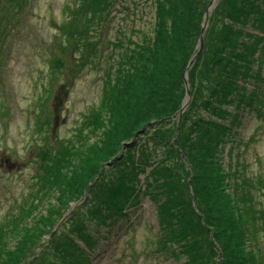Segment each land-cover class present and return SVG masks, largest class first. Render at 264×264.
I'll use <instances>...</instances> for the list:
<instances>
[{
    "label": "rangeland",
    "instance_id": "rangeland-1",
    "mask_svg": "<svg viewBox=\"0 0 264 264\" xmlns=\"http://www.w3.org/2000/svg\"><path fill=\"white\" fill-rule=\"evenodd\" d=\"M219 1H215L210 17ZM112 2L105 10L97 9L92 0H0V231L11 227V220L24 216L29 211L26 208L39 199L40 214L49 206H63L58 191L51 188L53 178L58 173L73 172L72 166L80 163L86 150L108 131L100 125L102 114L110 108L104 84L116 75L117 57L151 37L155 24L154 0ZM252 16L247 25H238L244 34L234 54L240 59L251 58L253 76L247 87L259 97L258 111L246 108L241 112L221 162L229 170L234 168L236 175L231 179L237 193L228 191L238 198L237 215L232 209V219L258 264H264V28L257 25L264 17V3ZM214 24L222 27L223 21L217 19ZM202 48L199 40L198 51ZM139 133L123 143L131 146ZM178 137L176 128L173 140ZM150 147L158 155L155 161L180 168L178 188H183L189 198L194 190L190 160L180 162L165 142ZM123 152L122 147L107 163ZM152 169L148 166L139 176L137 202L136 196L126 209L119 210L117 203L124 197L110 199L101 215L110 218L103 223L101 218L89 222L87 231L80 238L74 237V243L64 250L68 254L66 264L183 263L166 256L156 244L157 206L143 195L147 173ZM75 199L71 196L69 202L73 205ZM88 210L84 208L82 215ZM60 229L64 233L69 230L62 225ZM204 235L213 243L221 263L219 246L207 233ZM51 240L49 236L47 246ZM60 263L55 257L47 261Z\"/></svg>",
    "mask_w": 264,
    "mask_h": 264
},
{
    "label": "trees",
    "instance_id": "trees-1",
    "mask_svg": "<svg viewBox=\"0 0 264 264\" xmlns=\"http://www.w3.org/2000/svg\"><path fill=\"white\" fill-rule=\"evenodd\" d=\"M112 1L92 0L97 9L105 10L113 5ZM154 3L152 36L127 49L123 57L118 56L116 75L104 84L110 108L108 113L101 112L100 125L107 133L86 150L87 155L80 163L72 166L73 172L58 173L53 178L51 188L58 191L62 208L49 206L46 213L40 214L39 199V203L26 208L29 211L24 216L12 219L11 227L0 231V264H47L54 257L60 264H66L68 254L64 250L74 243V237L80 238L87 231L89 222L107 220L109 216L101 215L110 199L124 197L122 203H117L121 206L119 210L126 209L136 196L138 201L139 176L147 172L148 166L153 169L147 173L143 195L157 206L156 244L160 251L178 263L182 260V264H258L256 254L248 248L230 214L232 209L236 214L238 203V198L228 192L231 189L237 193L236 183L231 179L236 175L234 168L229 170L222 164L221 155L232 141L241 112L246 108L258 111L259 97L247 87L253 76L251 58L240 59L234 53L244 34L238 25L242 22L247 25L264 0L219 1L209 19L203 48L189 70L192 101L180 118L174 117L186 97L185 72L198 53L203 20L211 1L154 0ZM217 19L223 21L222 27L218 24L215 27ZM259 23L264 28V17ZM146 127L138 140L119 155L120 159L115 156L113 160H117L104 167L100 180L88 190L87 199L77 206L85 197V189L96 181L102 165L121 150L123 141ZM176 128L179 137L173 140ZM192 136L195 137L191 142ZM161 142L168 144L179 161L190 160L194 190L189 198L183 188H178L180 168L166 161H155L158 155L150 146ZM182 167L186 169L187 165L182 163ZM71 196L76 197L73 203L76 208L69 202ZM84 208L89 210L82 215ZM70 211L62 224L69 228L68 232L60 231L61 227L54 232ZM245 223L249 228L250 221L247 219ZM204 233L219 246L223 254L221 263ZM49 236L52 240L47 246Z\"/></svg>",
    "mask_w": 264,
    "mask_h": 264
},
{
    "label": "water",
    "instance_id": "water-1",
    "mask_svg": "<svg viewBox=\"0 0 264 264\" xmlns=\"http://www.w3.org/2000/svg\"><path fill=\"white\" fill-rule=\"evenodd\" d=\"M215 1H216V0H212V1H211L210 6H209V8L207 9V12H206V14H205L204 23H203V31H202V35H201V38H200V49L203 47V44H204V33H205L206 28L208 27V24H209L210 11L215 7ZM199 53H200V51H198V53H197V54L193 57V59L190 61L189 66H188V68H187V70H186V72H185L186 97H185V99H184V101H183V106H182V109H181L180 112H179V116H177V115H178V114H177L175 117H178V118L182 117L183 113L186 111V109H187V108L189 107V105H190V102L192 101V96H191V91H190L189 75H188V73H189V70H190V69L192 68V66L194 65V63H195V61H196V59H197ZM175 117H174V118H175ZM146 129H147V127L144 128V129H143L138 135L143 134V133L145 132ZM127 145H129V143H128V144H127V143L124 144V146H123V150L127 147ZM121 156H122V155H121ZM121 156H119L117 159H120ZM117 159H115V160H117ZM115 160H114V161H115ZM112 163H113V162H108V163H106V164L103 166V168L106 167V166H108V167L111 166ZM102 171H103V169H102ZM102 171H101L100 175L97 177L96 181L86 189L84 199H83L80 203H78L77 206H78L79 204H81L82 202H84V200L87 199V197H88V190H89V189H90V188H91V187H92L97 181L100 180V178H101V174H102ZM77 206H76V207H77ZM76 207H75V208H76ZM71 212H72V211L68 212L67 215H65V218H64L63 222H62L60 225H58V227L54 230V232H56V231L59 230V228H60L61 225L67 220V218H68V216L71 214Z\"/></svg>",
    "mask_w": 264,
    "mask_h": 264
}]
</instances>
